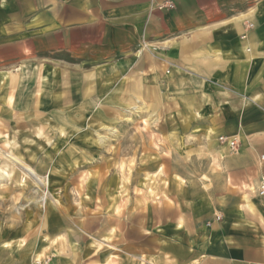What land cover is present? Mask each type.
<instances>
[{
    "label": "rangeland",
    "instance_id": "374dc122",
    "mask_svg": "<svg viewBox=\"0 0 264 264\" xmlns=\"http://www.w3.org/2000/svg\"><path fill=\"white\" fill-rule=\"evenodd\" d=\"M244 25L240 40L249 42V16ZM0 64V264H36L37 244L61 234L84 239L70 252L73 264H119L113 246L127 218L140 232L156 229L158 209L166 219L196 214L204 193L195 183L220 177L210 151L224 152L227 139L237 152L259 137L251 126L264 118V96L252 87L231 90L207 79L203 96L188 80L175 81L172 68L163 77L148 61L149 70L123 65L108 79L93 72L84 78L78 67L45 69L30 56ZM219 122L237 128L218 134L210 149ZM102 240L104 250L94 255Z\"/></svg>",
    "mask_w": 264,
    "mask_h": 264
},
{
    "label": "crops",
    "instance_id": "0c3cea01",
    "mask_svg": "<svg viewBox=\"0 0 264 264\" xmlns=\"http://www.w3.org/2000/svg\"><path fill=\"white\" fill-rule=\"evenodd\" d=\"M247 16L254 29L243 42ZM27 56L45 69L78 67L84 78L93 72L100 79L123 65L142 63L145 69L148 61L163 77L172 68L175 81L188 80L203 96L207 79L231 90L252 87L254 95L264 96V0H0V63ZM4 74L0 70V79ZM221 122L213 123L210 149L218 134L237 128ZM251 127L259 137L237 152L228 145L224 157L210 151L220 177L213 184L212 177L202 175L195 183L204 193L195 201L196 214L175 212L166 219V211L158 209L156 229L140 232L130 230L127 218L126 232L113 246L119 264H264V196L258 194L264 177V118ZM83 240L52 236L37 244L36 255H52L51 264H73L70 252L80 251Z\"/></svg>",
    "mask_w": 264,
    "mask_h": 264
},
{
    "label": "bare ground",
    "instance_id": "6f19581e",
    "mask_svg": "<svg viewBox=\"0 0 264 264\" xmlns=\"http://www.w3.org/2000/svg\"><path fill=\"white\" fill-rule=\"evenodd\" d=\"M247 51V50H246ZM245 51V52H246ZM158 100V99H157ZM41 134V133H40ZM217 135V133H215L213 136H216ZM107 136V135H106ZM210 136V135H209ZM209 136H208V138H209ZM212 136V135H211ZM5 137H8V136H5ZM52 142V141H51ZM50 142V143H51ZM210 146V145H209ZM220 153H221V155L224 157V152L223 151H220ZM9 156V155H8ZM13 160H14V158H13ZM15 161H17V160H15ZM11 162H13V161H11ZM19 164V163H18ZM21 164V163H20ZM14 165H15V163H14ZM16 166H17V163H16ZM24 166V165H23ZM23 168H25V167H23ZM27 172V174H34V172H33V170H31V169H29V168H26L25 169ZM1 171V170H0ZM3 172H5V171H3ZM6 173V172H5ZM8 175V174H7ZM5 176V175H4ZM256 186H257V184H256ZM261 186V185H260ZM258 187V186H257ZM112 232V231H111ZM35 262H36V264H41L42 262H41V258H40V256H38L37 257V259L35 260Z\"/></svg>",
    "mask_w": 264,
    "mask_h": 264
},
{
    "label": "built area",
    "instance_id": "2783aa9c",
    "mask_svg": "<svg viewBox=\"0 0 264 264\" xmlns=\"http://www.w3.org/2000/svg\"><path fill=\"white\" fill-rule=\"evenodd\" d=\"M225 141L228 143V145L231 148H234L235 147V141H228L227 139H225ZM262 160H264V156L262 157ZM260 183H261V186H260V188L258 190V194L260 196H264V177L261 179V182Z\"/></svg>",
    "mask_w": 264,
    "mask_h": 264
}]
</instances>
